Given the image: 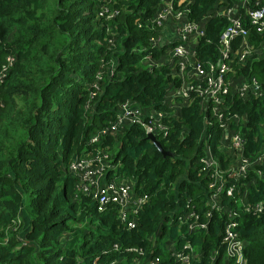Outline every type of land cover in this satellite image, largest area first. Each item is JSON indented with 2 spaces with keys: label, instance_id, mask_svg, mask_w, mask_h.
Here are the masks:
<instances>
[{
  "label": "trees",
  "instance_id": "trees-1",
  "mask_svg": "<svg viewBox=\"0 0 264 264\" xmlns=\"http://www.w3.org/2000/svg\"><path fill=\"white\" fill-rule=\"evenodd\" d=\"M159 4L0 0V74L8 58H14L0 83V264H148L155 258L158 264H181L169 248L182 249L189 240L202 256L195 263L233 264L221 244L226 212L213 213L207 232L190 234L178 226L188 205L200 213L208 210L210 177L200 163L205 142L212 144L224 171L230 164L228 152L219 149L222 129L200 100L174 117L168 95L180 82L168 66L147 61L162 62L168 50L151 44L161 33L153 23ZM233 6L257 51L245 65L232 63L231 76L237 81L255 78L263 88L261 98L230 96V111L246 117L231 129L243 135L246 155L253 156L264 152V55L259 53L264 32L251 26L240 0H194L189 17L197 22L212 17L196 51L205 63L219 57L220 37L229 26L227 18L214 14ZM263 6L264 0H247L249 10ZM127 101L168 113L169 134L157 140L173 157H164L140 126L103 133ZM96 135L101 139L91 144ZM97 151L110 154L116 166L109 180L133 182L135 194L150 197L134 230L120 222L118 207L100 212L69 171L74 160ZM258 180L248 190L251 203L264 202V179ZM240 187L233 198L223 196L224 206L239 214L244 264H264V210L244 213L236 204ZM215 251L219 254L212 255Z\"/></svg>",
  "mask_w": 264,
  "mask_h": 264
},
{
  "label": "built area",
  "instance_id": "built-area-1",
  "mask_svg": "<svg viewBox=\"0 0 264 264\" xmlns=\"http://www.w3.org/2000/svg\"><path fill=\"white\" fill-rule=\"evenodd\" d=\"M193 2L194 0H160L159 10L153 23L157 24L161 33L151 40V44L154 49L167 47L168 50L162 62L155 63L150 58L147 61H151L150 63L156 66H168L180 82V86H176L168 95L174 117L180 116L178 110L198 99L203 109L220 125L222 136L219 149L228 152L230 165L224 171L220 167L219 159L213 154L212 144L205 142V155L201 157L200 163L210 177L206 200L208 210L200 213L196 206L188 205L185 212L177 218V222L180 231L186 228L190 234L207 232L213 213L226 212L228 219L224 225L221 243L224 247V256L233 264H244L245 243L238 231L239 214L236 210L224 206L223 196L233 198L235 189L239 185L240 192L243 190V193H240L241 198L237 200V206L249 215L263 213L264 202L251 203L247 194L252 186L257 185L258 179H264V152L261 151L253 156L246 155V139L241 133L231 129L232 124L246 122V117L240 118L238 114L230 111V96L235 95L242 100L263 96L262 85L255 78L237 81L231 76L232 63L245 65L257 50L249 42L250 31L243 24L238 6L224 7L214 14L229 21V26L220 37L219 57L205 63L201 61L196 51L200 40L206 37V20L212 17L201 22L190 19V7ZM240 4L245 8L251 26L257 27V31L263 33L264 6L249 10L247 0H240ZM115 15L116 13L107 15V19H114ZM100 16L105 14L101 13ZM236 41L238 48L235 51ZM259 53L264 55V45ZM7 61L8 66L0 74V83L6 78L14 58L9 57ZM101 77L102 74H98L97 79L101 80ZM93 88L99 91V83H95ZM96 94V92L91 93V99H94ZM208 122L211 123L209 120ZM169 124L168 113L147 110L135 101H127L120 105L116 121L103 133L115 135L124 127L136 125L142 127L147 136L153 135L159 139L168 136ZM100 139L101 135H96L92 138L91 144L98 143ZM115 168L110 154L97 151L74 160L69 166V171L77 179L83 193L93 196L100 212L110 205L118 207L120 222L128 230H134L137 228L141 211L150 201V197L148 194H135L133 182L109 180L108 173ZM169 251L171 257L181 264H197L194 260H200L202 257L194 250L190 240L184 242L182 249L171 245ZM217 254L219 252L215 251L212 255ZM159 262V259L155 258L149 260L148 264Z\"/></svg>",
  "mask_w": 264,
  "mask_h": 264
},
{
  "label": "water",
  "instance_id": "water-1",
  "mask_svg": "<svg viewBox=\"0 0 264 264\" xmlns=\"http://www.w3.org/2000/svg\"><path fill=\"white\" fill-rule=\"evenodd\" d=\"M147 138L152 141V143L156 146V148L158 149V151L164 156V157H173L174 155L172 153L169 152H165L163 150V148L161 147V145L159 144L158 140L156 139V137H154L153 135H148Z\"/></svg>",
  "mask_w": 264,
  "mask_h": 264
},
{
  "label": "crops",
  "instance_id": "crops-1",
  "mask_svg": "<svg viewBox=\"0 0 264 264\" xmlns=\"http://www.w3.org/2000/svg\"><path fill=\"white\" fill-rule=\"evenodd\" d=\"M178 113L181 114V110H178Z\"/></svg>",
  "mask_w": 264,
  "mask_h": 264
}]
</instances>
